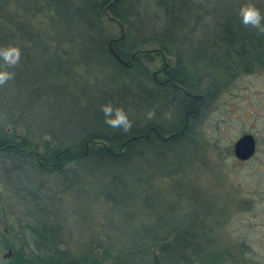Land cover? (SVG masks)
I'll list each match as a JSON object with an SVG mask.
<instances>
[{"label": "trees", "instance_id": "16d2710c", "mask_svg": "<svg viewBox=\"0 0 264 264\" xmlns=\"http://www.w3.org/2000/svg\"><path fill=\"white\" fill-rule=\"evenodd\" d=\"M109 2L0 0V47L19 46L22 57L27 58L35 40L42 38L54 43L50 45L53 56L62 62L73 42L87 41L96 58L121 76L120 90L115 98L107 96L106 104L122 107L133 121L127 133L112 129L98 110L87 131L90 116L83 106L77 108L72 99L76 112L72 108L73 114L67 118L77 119L76 136L63 138L60 134L56 138L45 131L36 135L30 131L27 118L33 103L46 96L42 86L35 81L26 86L29 91L25 105L19 93L10 101L7 88L0 90V120L22 122L29 129L27 134L17 136L0 126V161L5 164L1 171L15 173L21 179L6 180V184L14 200L24 206L27 217L21 226L24 241L18 238L19 245L4 241L1 246L10 247L15 253L9 260H0V264H195L196 261L212 264L215 261L216 255H208L215 244L210 224L214 211L205 209L196 214L193 211L194 216L185 218L179 226L155 225L156 233L152 235L121 234L117 223L121 219L117 213L121 211L115 209L114 199L126 196L132 202L131 186L151 191L154 178L172 180L185 175V167L200 159L189 151L190 143L205 147L199 116L229 82L251 74L256 68L264 70V34L242 25L238 11L247 0H115L108 7V16L123 25L124 33L109 37L102 23L106 18L103 8ZM252 2L264 13V0ZM39 12L49 23L50 37L34 31L26 19ZM73 19L83 22L87 32L78 30L69 38L54 33V23L72 29ZM149 43H156L162 53L172 54L174 59L158 81L142 62L146 58L142 45ZM111 47L123 62L110 52ZM74 66V69L82 68L81 64ZM16 86L10 84L8 89L18 91ZM171 116L177 119V124L166 127L163 122ZM100 126L104 128L99 130ZM171 134L172 138H162ZM177 164L173 172L164 170ZM79 177H86L87 185L101 179L116 195L111 199L109 192L103 193L104 204L111 207L110 214L105 213L112 215L108 227L118 234L114 235L115 240H110L109 247L102 242L100 252L71 253L63 247L59 227L55 225L61 218L57 211L60 197L72 191ZM141 208L148 209L146 205ZM116 241L126 245L128 258L114 253Z\"/></svg>", "mask_w": 264, "mask_h": 264}, {"label": "rangeland", "instance_id": "374dc122", "mask_svg": "<svg viewBox=\"0 0 264 264\" xmlns=\"http://www.w3.org/2000/svg\"><path fill=\"white\" fill-rule=\"evenodd\" d=\"M26 19L34 31L50 35L49 23L43 13L27 16ZM102 23L109 37L120 34L113 21L105 18ZM73 27L64 29V25L59 23L53 25L54 33L66 38L72 37L78 30L87 32L83 22L75 19ZM50 45L54 43L49 44L37 38L29 56H21L19 65L9 69L16 73L15 78L0 87V90L7 88L11 95L10 101L19 93L22 105H25L27 102H24V98L29 91L26 86L31 81L38 83L46 96L33 103L32 112L27 118L30 131L36 135L45 131L56 138L60 134L63 138H70L79 131L77 119L67 118L68 114L76 112L74 104H71L72 99H75L77 108L83 106L90 116L86 126L89 131L92 118H97V111L103 114L100 110L106 104L107 96L115 98L120 90L118 85L121 84V76L115 75L104 61L96 58L87 41L73 42L62 62L53 56L54 49ZM142 47L143 52L147 51L146 55L143 53L146 58L142 62L151 74L164 65L172 66L174 63L173 55L162 53L156 43L144 44ZM156 51H160L163 56L154 53ZM75 64H81L82 68L74 69ZM161 78L162 74H157V79ZM15 79L18 83H15ZM10 84L17 85L18 91H10ZM72 108L74 111L70 113ZM63 109L67 110L65 114ZM163 124L166 127L175 126L177 119L171 116ZM198 124L205 147L200 146V143H190L189 151L200 159L185 167V175L175 176L172 180L154 178L151 191L149 188L135 189L131 186L129 194L134 196L132 202H128L130 199H126V196L116 201L112 188L101 179L87 185L86 177H79L72 191L68 195H61V203L58 204L57 211L61 218L55 221V225L59 227L63 247L74 254L100 252L102 242L109 247L110 240H115L114 235L118 233L108 227L112 215L105 216L111 210L108 204H104L103 193L107 191L108 197L116 202L115 209L121 211L117 213L121 218L117 220L121 234L137 232L152 235L156 233L155 225L168 228L179 226L185 218L194 216L193 211L196 214L199 210L208 209L214 211L210 224L215 244L213 251L208 254L216 255L212 264H264V70L256 68L251 74L241 75L229 82L208 103L199 116ZM0 126L17 136L27 134L29 130L22 122L12 123L3 119L0 120ZM97 128L101 130L104 127ZM244 133H251L255 137L257 148L251 159L242 162L233 156L232 145ZM38 150L41 151V147ZM4 165L0 161V260H9L15 250L11 248V254L4 258L10 247L3 248L1 244L8 241L19 245L18 238L24 241L21 226L27 217L24 206L14 200L6 184V180L21 179L15 173L12 175L1 171ZM178 166L164 170L173 172ZM144 205L148 207L147 210L141 208ZM113 243L115 254L127 258L130 256L122 241ZM195 264L203 263L196 261Z\"/></svg>", "mask_w": 264, "mask_h": 264}, {"label": "clouds", "instance_id": "9594fccd", "mask_svg": "<svg viewBox=\"0 0 264 264\" xmlns=\"http://www.w3.org/2000/svg\"><path fill=\"white\" fill-rule=\"evenodd\" d=\"M238 16L243 26L256 29L258 33L264 34V13L252 0H247L238 11ZM22 50L19 46L9 44L0 47V87L5 86L15 78L14 69L21 61ZM104 115V123L112 129H118L125 133L131 130L133 121L129 119L128 113L122 107H114L107 103L101 107Z\"/></svg>", "mask_w": 264, "mask_h": 264}, {"label": "water", "instance_id": "95a60500", "mask_svg": "<svg viewBox=\"0 0 264 264\" xmlns=\"http://www.w3.org/2000/svg\"><path fill=\"white\" fill-rule=\"evenodd\" d=\"M107 17H109L108 14H107ZM111 19L115 20L114 18H111ZM110 52L114 54V56L118 60L123 62L122 59H120L118 55L116 54L115 49L113 47L110 48ZM144 52L146 53L147 51H144ZM173 136L174 135L171 134L167 137H162V138L163 139L172 138ZM256 148H257V144H256L255 137L251 133H244L240 135L233 142V145H232L233 156L239 161H242V162L247 161L254 156V154L256 153ZM10 254H11V248H8L6 255H4L3 257L7 258Z\"/></svg>", "mask_w": 264, "mask_h": 264}, {"label": "flooded vegetation", "instance_id": "af4514ba", "mask_svg": "<svg viewBox=\"0 0 264 264\" xmlns=\"http://www.w3.org/2000/svg\"><path fill=\"white\" fill-rule=\"evenodd\" d=\"M115 2V0H110V2L103 8V12H104V15H106L105 17L110 20V21H113L119 28L120 32H123L124 31V27L122 24H120L117 20H112L111 16L109 15V17H107V14L108 13V7L113 3ZM120 24V25H119ZM156 53L157 55H160L161 57L163 56V54L160 52V51H156L154 52ZM170 66L168 65H164L163 67H160L158 68L157 70H155L151 75L153 76L154 80L155 81H158L157 79V74L161 73L162 74V77L165 75L167 69L169 68ZM8 258V257H7Z\"/></svg>", "mask_w": 264, "mask_h": 264}]
</instances>
